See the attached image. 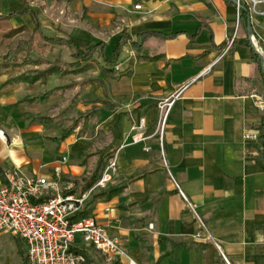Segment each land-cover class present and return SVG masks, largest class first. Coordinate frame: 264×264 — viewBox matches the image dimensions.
Instances as JSON below:
<instances>
[{"label": "crops", "instance_id": "obj_1", "mask_svg": "<svg viewBox=\"0 0 264 264\" xmlns=\"http://www.w3.org/2000/svg\"><path fill=\"white\" fill-rule=\"evenodd\" d=\"M25 8L38 15L46 36L74 39L86 51L101 45L107 60L123 35L130 39L122 48L121 71L110 72L97 53L74 67V74L52 76L47 84L5 88L13 75L46 66L4 68L0 59V177L15 167L51 177L68 154L61 151L51 161L48 143L64 146L74 140V165L68 158L60 187L66 192L74 186V194H81L74 182L108 157L103 173L116 155L119 170L111 187L122 191L96 204L90 199L85 210L91 209L138 264H264V160L258 142L245 140L264 117L255 98L264 96V66L254 56H264V5L251 11L258 45L242 44L247 34L240 24L235 46L217 63L237 24V5L228 0H0V38L21 30L6 38L18 44L34 33ZM144 34L151 36L137 52L132 43ZM49 50L58 53L54 61L47 58ZM31 58L77 63L70 48L47 46L39 38ZM71 90L77 125L59 142L73 124L60 136L48 134L46 122L56 115L48 116L46 108ZM50 92L43 103H22ZM177 95L161 138L158 105ZM92 161L95 168L89 169ZM180 191L198 205L221 251L212 242L195 240L199 226ZM16 245L26 259V245L20 240ZM77 247L93 255L80 236Z\"/></svg>", "mask_w": 264, "mask_h": 264}, {"label": "built area", "instance_id": "obj_2", "mask_svg": "<svg viewBox=\"0 0 264 264\" xmlns=\"http://www.w3.org/2000/svg\"><path fill=\"white\" fill-rule=\"evenodd\" d=\"M237 1L240 4L241 0ZM247 3L250 4L252 11L257 5L264 3V0H251ZM237 8L234 35L228 38L226 48L220 53L215 63L219 62L235 46L240 26L239 6ZM141 9V4L135 6V10ZM251 40L254 46L258 45L253 35ZM115 71H121V65H117ZM177 98L178 95L158 105L160 112L158 134L161 138ZM255 98L260 110L264 113V96L258 95ZM0 136L4 137V133L0 132ZM245 140L258 142L259 132H246ZM67 164L68 157L62 156L54 166L51 177L30 176L18 167L6 170L2 174L0 177V235L11 234L22 241L27 247L29 264H85V256L74 251L79 249L77 236L82 238L84 245L107 256L112 262L138 264L124 250L120 241L112 237L93 217L76 223L71 221L74 216L85 211L87 202L94 194L107 191L114 184L119 170L117 156L115 155L108 161L101 178L94 186L81 194L69 192L72 186H69L68 192L60 187V180L64 176V167ZM180 193L187 209L199 226L195 240L212 242L221 251L220 245L201 219L198 205L190 202L182 191Z\"/></svg>", "mask_w": 264, "mask_h": 264}, {"label": "trees", "instance_id": "obj_3", "mask_svg": "<svg viewBox=\"0 0 264 264\" xmlns=\"http://www.w3.org/2000/svg\"><path fill=\"white\" fill-rule=\"evenodd\" d=\"M230 3H234V0H228ZM23 13H30L34 19L36 29L34 33H32L27 39H21L19 40L16 48L14 50H9L5 56L3 57L4 61V68H7L11 66L13 69L22 68L25 66H31V67H40V66H46L44 70H26L23 73H19L16 75H13L9 81L5 84V88H15L18 85L25 84L29 86L36 85L37 83L41 84H47L50 77L55 75H61V76H67L74 74V67H77L80 63L88 62L93 59L94 55L99 53L101 56L103 55L100 51L101 45L92 48L89 51H86L76 40L74 39H61V38H52L48 37L44 34L41 25L40 20L38 18V15L30 10L29 8H25L23 10ZM239 15H240V24L247 34V39L242 42V44L247 45L249 47H252L251 41L248 36V28L251 21V6L248 4L245 0L240 1L239 6ZM21 30L12 31L8 35L4 36V38H11L16 33H19ZM151 36V34H144L138 37L137 41L132 43V47L137 52H140L145 40ZM40 39L41 41L45 42V44L48 45H56V46H65L71 49L72 57L77 61V63L73 64H65L61 58H58L55 60V62L51 63L46 60H38L35 61L31 58V52L32 49L35 46V43L37 39ZM129 36L123 35L122 38L119 41V44L117 48L114 51V57L112 60H107L104 56L103 59L105 63L107 64V67H109L110 72L115 71V67L118 65L121 54H122V48L129 40ZM255 53V52H254ZM254 56L260 61V58L257 53L254 54ZM146 60H156L157 58H145ZM87 67L83 68L85 70ZM262 81L264 85V69L262 70ZM71 89V86H68L66 88H63V90ZM53 92H50L40 98L35 99H26L22 103H28V104H34V103H43L47 101L51 96ZM43 119V118H42ZM77 124L73 123V126L65 131L60 139L57 141L62 142L64 141L71 133H73L74 128ZM259 132V141L257 145V153L260 159L264 160V117L262 119L261 125L258 127ZM109 158L100 157V161L98 163L97 169L94 173L90 175H86L84 178L80 180H76L75 188L78 187L82 193L88 191L91 189L94 184L101 178L102 176V170L105 165V161ZM69 182V181H68ZM67 182V183H68ZM122 191V188H113L111 187L107 191H102L99 193H96L91 198V203L96 204L99 200H110L117 194H119ZM75 191L72 190L71 193H74ZM92 217V211L91 209L85 210L76 216H74L71 221L76 223L78 221H81L83 219L91 218ZM78 254H82L86 258V263L88 264V261L90 260L88 256V250L86 248H79L74 250Z\"/></svg>", "mask_w": 264, "mask_h": 264}, {"label": "rangeland", "instance_id": "obj_4", "mask_svg": "<svg viewBox=\"0 0 264 264\" xmlns=\"http://www.w3.org/2000/svg\"><path fill=\"white\" fill-rule=\"evenodd\" d=\"M262 4L264 5V3ZM2 39L3 38L1 37L0 41ZM3 44L4 46H0V59H3L8 51L7 49L15 48L17 42H9L6 39H3ZM46 53L47 58H49L51 61H54L58 54L57 51L54 52L52 50H49ZM32 56L35 57V55ZM46 114L48 116L56 115V117L53 118L52 121L46 122L51 129V132H49L48 134L60 136L61 132L64 129L68 128L74 123V90L60 94L59 97L51 101L47 105ZM16 117L20 119L22 116L19 115ZM17 133L18 132H16V134ZM48 145H50V147L47 151L50 153L51 161L54 162L55 160H58L60 157V152L64 151L66 154H68L67 156L70 159V164L74 165V140L66 142L64 146H60L52 141H50ZM86 152L87 154L92 153L93 149H86ZM94 168L95 161H92L89 164V169ZM71 190H74V186H72ZM16 241L19 240L11 234L0 235V264H29L28 259H25L22 253L18 251ZM88 249L93 254L90 255L88 253V256L90 258L88 264H111L107 261V258L104 255L98 253V251L94 250L92 247H88Z\"/></svg>", "mask_w": 264, "mask_h": 264}, {"label": "water", "instance_id": "obj_5", "mask_svg": "<svg viewBox=\"0 0 264 264\" xmlns=\"http://www.w3.org/2000/svg\"><path fill=\"white\" fill-rule=\"evenodd\" d=\"M234 3L237 5V6H240V4L238 3V1L237 0H234ZM248 36H249V38H250V41H251V44H252V46H254V44L252 43V40H251V37H252V22L250 21V24H249V28H248ZM257 54H258V56H259V58H260V61H261V63H262V65L264 66V56L263 55H261V54H259L258 52H257Z\"/></svg>", "mask_w": 264, "mask_h": 264}]
</instances>
